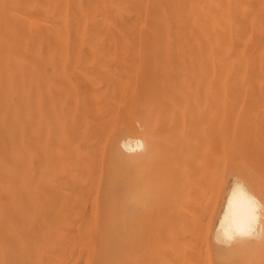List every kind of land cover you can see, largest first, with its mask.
<instances>
[{
    "label": "bare ground",
    "instance_id": "obj_1",
    "mask_svg": "<svg viewBox=\"0 0 264 264\" xmlns=\"http://www.w3.org/2000/svg\"><path fill=\"white\" fill-rule=\"evenodd\" d=\"M141 68H146L145 72L149 69V74L156 73L149 75L154 80L149 79L147 72L146 75L140 71ZM160 68H164L165 72ZM125 69L132 70H127L131 74ZM161 72L165 74L161 75ZM138 74H144V77H138ZM145 75L148 81L144 79ZM160 75H165L164 81H169V84L166 83L168 85L164 86ZM179 75L192 84H188L190 93L198 98L204 96L211 101L264 100V0H0V264H132L131 243L134 242L130 239L133 236H130L131 227L128 224L130 208L126 207L129 184L115 190V183L111 187L106 186L105 178L108 181L107 170L115 165V171L120 168L122 171L119 169V173L122 172L121 176H124L122 180L127 182L125 174L128 177L130 173V157L126 153L133 150L132 140H129V136L127 138L131 128L128 126L132 123L128 117L133 111L143 113V107L146 110L144 101L154 97V94L156 98L165 94V99L177 95L184 86L177 88L176 80V85L172 84L177 89H172L171 78ZM134 78L147 82L146 93L148 87L152 88L153 81H158L154 82L156 86L160 82L163 84L161 88L157 87L159 92H156V86L152 88L153 91L150 88L149 94L153 95L146 99L143 97L144 90L141 93L144 99L140 97L137 100L139 97L135 94L137 84ZM121 79H128L124 80L125 84L130 79L128 84L134 88L130 90L135 93L128 89L122 91L119 87V90L116 89ZM132 80L134 85H131ZM110 83H115L116 87L109 86ZM66 84L75 87L81 84L82 87L72 86L68 91ZM88 84L90 87H87ZM167 93L174 95L169 98V95L166 97ZM94 94L96 97L91 99ZM179 94L184 95V90ZM179 97L177 95L176 98ZM89 100L93 104L105 103L102 106L112 102V106L107 104L109 109H100L99 104L93 115ZM130 100L136 103L131 109L133 102ZM126 101H130V104ZM141 117L137 115L136 119H141V124H145L144 115ZM161 122H157L158 126H161ZM254 126L257 127V123ZM141 127L144 129L145 125ZM129 133L132 135V132ZM262 135L264 137V133ZM259 136L261 139V134ZM61 140L65 142L63 148L59 145ZM140 140L139 143L136 141L137 147L141 148L138 154L146 149V140ZM158 141L161 140L158 138ZM254 144L255 147L257 143ZM132 146L137 148L134 144ZM248 147L242 150L244 157L241 159L250 166L257 157L249 161L252 153ZM261 153L258 159L264 160V153ZM139 156L142 158L143 155ZM139 156H135L137 160ZM245 157H248L247 160ZM99 158L101 161L98 162ZM115 171L109 174L118 178L120 174L117 172L119 175H114ZM165 175L166 179L168 174ZM245 188L254 195L246 185ZM229 189L220 221L216 225V240L225 247L263 241L264 238L226 239L225 232L236 212L232 199L235 185ZM254 196L264 204L261 199L264 195ZM169 198L171 201V195ZM122 200L125 201L124 205L120 203ZM117 203L122 204V208H117Z\"/></svg>",
    "mask_w": 264,
    "mask_h": 264
},
{
    "label": "rangeland",
    "instance_id": "obj_2",
    "mask_svg": "<svg viewBox=\"0 0 264 264\" xmlns=\"http://www.w3.org/2000/svg\"><path fill=\"white\" fill-rule=\"evenodd\" d=\"M151 68H153V67H151ZM142 69H144V70H142ZM149 69H150V67H149ZM160 69L162 71L165 70L164 68H160ZM127 70L129 72L132 71L129 69H125L124 71L126 72ZM145 70H146V68H141L140 71L145 72ZM134 71H136V70L134 69ZM158 71H159V69H158ZM167 71H168V69H167ZM138 72H139V70H138ZM146 72L144 74H146ZM164 72H161V75ZM168 72L170 73V71H168ZM129 74H131V73H129ZM132 74H133V72H132ZM144 74L143 75L138 74L137 76L138 77L141 76V78H143ZM147 74L149 76L151 73L149 74V72H147ZM153 74H156V73H153ZM153 74H151V75H153ZM146 75H145L144 79L147 78L146 80L148 81V77ZM130 76H132V75H130ZM164 76L163 77L161 76V80L163 82H165ZM174 77H175V81H174ZM174 77L171 78L173 81H171V79H170L171 84L173 83L176 85V83L178 81L179 84L177 83V85H179V86L177 88H181L184 86L183 87L184 89L183 88L179 89L180 90L179 93L180 92L182 93V91L184 90V95L176 92L178 97L181 95L180 97L181 98L184 97V99H180V97L176 98L177 95H175L173 97L174 99L172 97L170 98V96H172L174 94L169 95L168 93H167L166 97L169 95L170 99H168V98L165 99L164 98L165 97L164 92H162L164 94L163 96L161 95V92H160V95L162 96L161 98L160 97L156 98L155 94L154 95L151 94L154 97L148 98V101L147 100L144 101V106H146V110L143 107V111H142L143 113L133 111L130 114L131 119L129 117H128V119L130 120V122L133 123V124L130 123V125H134V126H130L129 123H127L129 126L126 125V127L127 126L131 127L129 132H132V135H130L131 133H129V132L127 133V138L129 136L130 139L129 138L128 139L132 140L131 141V147L133 148V150L132 151L130 150L126 153V155L128 154V156L130 157V160H129L130 161V167L128 168V171L130 170V173H128L127 169L125 171L126 173L129 174L128 177L129 176L130 177L128 178L127 175L125 174V181H127V182H124L123 181L124 176H121L122 172L119 173L121 169L119 168L120 170L116 169L117 171H115V169L113 168L115 166L114 165L113 167L111 166V168H109V170H107L108 175H109V177L107 178L108 181L105 178L106 186L111 187L112 186L111 184L115 183L114 186L115 187L117 186L115 190L120 189L124 184H126V186L129 184L128 188L130 189V191L128 188H127V190L130 192V194H129V192L126 193V195L129 194L127 196L128 198H126V201H127L126 203L129 205L126 204V207L129 206V208H130L128 224L131 227L130 228V234H131L130 236H133V238L131 237L130 239L135 243V245H133L134 243H131V245L134 246V247L131 246V248H133V250H134L136 248L135 246L137 245L136 250H134V252H133V250L131 251L132 252V264H136L135 262H137V264H138L139 258H140L139 264H156L157 261H158L157 264H178V263L179 264H264V240L260 241L259 243L253 242L250 245L238 244V245H234V246L230 245V246L225 247V246L220 245V243L217 242V240L215 238L216 229H217L218 223L220 221L219 218H221V215H222L221 212H223V207H224V204L226 201L225 199L227 198V195L229 193V190H230L229 188H232L235 185L236 179L238 182H242L243 184H245L247 186L248 190L249 191L251 190L250 192L253 193L254 195L258 194L259 197L264 195V186H263L264 185V182H263L264 181V173H263L264 172V162H262L264 160H262V159L260 160V158L258 159V157L261 153L260 151L264 150V143H263L264 137L262 135V133H264V131H263L264 130V100L259 99L258 102H256V100L249 101V100H243V99H241V100H222V101L221 100L220 101H218V100L213 101L212 100L211 101V99L210 100L205 99L206 97H204V96H200L201 98L200 97L198 98V96L196 97V95L194 93H192V94L190 93L191 92L190 86L192 84H190L189 81H187V79L185 80L184 76L179 75V76H174ZM141 78H137V80L134 78V81L136 80V84H137V85H135L136 87H134L135 91H137L136 93L133 90L132 91L130 90L132 88V86L129 85L130 79L126 84H125V81L128 79H121L120 82L121 81L122 82L119 83V85H118V82H119V80H118V82H117L118 86L116 89H118V87H119L121 90L123 89L122 91H124L125 89H128L130 92H134L135 94H137L136 96L139 97V98L136 97L137 100L141 99L143 97L144 98L150 97L151 95L149 93L151 91H149V89L151 87H148L147 93L149 95L146 96L147 90L145 88H147L148 84H147V82H145V80H141ZM167 78H169V77H167ZM178 78H180V79H178ZM149 79H150V76H149ZM151 79H153V78H151ZM155 80H157V79H155ZM165 80H167V79L165 78ZM123 81H124V83H123ZM134 81L133 80L131 81L132 82L131 85H134L133 84ZM140 81L141 82L144 81V82L141 83ZM151 81H149V84ZM154 82H158V81H153V84H151L153 89H155L154 86H156V85H154ZM163 82H162V84H163ZM168 82H165L164 86L168 85L169 84ZM79 83H80V81L78 82V84ZM166 83H168V84H166ZM185 83H187V84H185ZM191 83H193V82H191ZM124 84L125 85L128 84L130 87H128V85L125 86ZM162 84H161V82H160V85L158 83V85L156 86V92L160 91L159 88H157V87L161 88ZM173 84L171 85V87L173 86ZM188 84H190V86ZM66 85H67L66 87H67L68 91L70 90V87H72V86L75 87V85H72V86H69V84H66ZM112 85H115V87H116L115 83L109 84V86H112ZM175 85L172 87V89L175 87ZM185 85H188L189 87H186ZM68 86H69V88H68ZM78 86L80 87L81 84ZM78 86H76L75 88H77ZM139 86L142 88H140ZM87 87H90L89 84L87 85ZM134 88H132V89H134ZM152 88L150 90L153 91ZM177 88L175 87L174 89L176 90ZM188 88H190V89H188ZM157 89L159 91H157ZM169 89H171V88H169ZM144 90H145V92H144ZM175 90H173V91H175ZM71 91H72V88H71ZM173 91H170V92H173ZM185 91H186V93H185ZM143 92H144V94H143ZM134 93H131L132 96ZM141 93L143 94V97H141ZM185 94H186V96H185ZM189 94H191L193 97ZM95 95L96 94L92 95V97L90 96L91 99H93V96H95ZM132 96H130V97L132 98ZM189 96H190V98H189ZM95 97H94V99H95ZM157 97H158V95H157ZM185 97H188V99ZM194 97L196 99H194ZM143 99H142V101H143ZM134 100H135V97H134ZM130 101L129 102L126 101V102L128 104H130ZM89 103L91 104V107H93V110H92L93 112L92 111L91 112L94 115V109L96 107H98V105L100 103H98V104L95 103V100H94V103L96 105L93 104L92 102H90V100H89ZM131 103H132V105L130 108L128 107L129 109L134 108L133 105L135 102L131 101ZM177 103L178 104L181 103V104L178 105ZM197 103H199V104H197ZM211 103H214L215 105L211 104ZM249 103H251L253 105H251ZM101 104L103 105L105 103L101 102ZM107 104L109 105V107L112 106L111 105L112 102L111 103L108 102V103H106L105 106L101 105L102 107L99 106V108L100 109H109ZM200 104H201V106H200ZM206 104H208V105H206ZM216 104H218L217 107H216ZM227 104H229V105H227ZM139 105H140V103H139ZM255 105H256V108L254 109ZM252 106H253V108H252ZM246 107H249V108H246ZM155 108H160V109H158L156 111ZM96 109H98V108H96ZM151 109H153V111ZM165 109L167 112L165 111ZM237 109H238V111H237ZM246 110H248V111L246 112ZM151 111H152V113H151ZM154 111H155V113L153 115L154 117H152V114ZM144 112H145V114H144ZM133 113H137L138 117L139 116L141 117L144 115L143 120H144V122L146 121L145 124H141L142 123L141 119L139 118L140 120H137L136 119L137 115L135 114L136 115L135 116V115H133ZM165 113H167L168 115ZM204 114H206V115H204ZM133 116H135V118ZM242 117H244V118H242ZM259 118H260V121H259ZM159 119L162 120V122H161L162 124L160 123L161 126H158L159 124L157 123V122L161 121ZM175 119H176V121H175ZM180 119H182V120H180ZM75 120H77V118H75ZM148 120L151 122V124H150V122L148 123ZM193 120H195V122ZM248 120H249V122H248ZM138 121H140V123ZM226 121H228V123ZM177 123L179 126L177 125ZM185 123H188L187 125L190 124L191 126L190 125L187 126ZM248 123H250V125ZM256 123H257V127L254 126V124H256ZM247 124L250 126V128H248L249 126ZM252 124H253V126H252ZM143 125H145L144 129H143V127H141ZM164 125H166V126H164ZM137 126L140 129H138ZM149 126H150V129H148ZM162 126H163V128H162ZM253 127L255 129H253ZM258 127H259V129H258ZM154 128H155V130H154ZM166 128L168 130H166ZM185 129H187V130H185ZM127 130H129V129L127 128ZM244 130L246 131V134H245ZM212 131H214V132H212ZM258 131H259V135L261 134V139H260V136L258 135ZM166 133H168V134H166ZM173 133H174V135H173ZM184 134H185V136H184ZM237 134L239 135V138H238ZM250 134H251V136H250ZM142 135L145 137L143 138ZM161 135H162V137H161ZM195 135H197V136H195ZM245 136H247V137H245ZM198 137H199V140H198ZM136 138L137 139L139 138V140L141 139L140 141H142L143 139L146 140V141H144L145 142V148H146L144 153H146V154L140 152V150H139L140 154H138V149H141V148L137 147V142L139 143V140H137ZM158 138L161 141H158ZM229 138H230V140H229ZM235 139H236V141H235ZM257 139H260L262 142L259 143L258 141H260V140H257ZM167 140L170 142H168ZM62 141L63 140H61L59 142V145L61 144L60 146L63 148L65 145V142L64 141L62 142ZM183 141H184V143H183ZM198 141H199V143H198ZM237 141H239V142H237ZM132 142H134L133 144L136 145L137 148H135V146H132L133 145ZM254 142L257 143L255 147L253 146V145H255ZM201 143H203V144H201ZM252 143H253V145H252ZM51 144H53V143H51ZM204 144H205V146H204ZM244 144L247 146H245ZM258 144L260 146H257ZM184 145H185V147H184ZM231 145H233V146H231ZM248 145L250 147H248ZM138 146H140V144H138ZM192 146L193 147L195 146V147L192 148ZM214 146H216L217 149ZM172 147H174L175 149ZM246 147L251 149L250 153L253 154V156H252V154L249 153L251 155V157L248 155V157L251 158L249 161H251L254 157H257V158H255V160L259 163H257L255 160H254L255 162L252 160L251 162H253V163L250 162L251 165L249 166L243 162V160L241 159L242 157H244L242 150H244ZM258 147H260V148H258ZM218 152L219 153L221 152V154H218ZM186 153H188V154H186ZM263 153H261V154H263ZM139 155H141V156L143 155L142 158ZM198 155H199V157H198ZM221 155H222V157H221ZM246 155L247 154H245V156ZM263 155H261V157H263ZM135 156L137 158L139 156L138 160H140L141 164ZM176 156L178 158H176ZM152 157H155V159ZM100 158H99L98 162L101 161L102 158L101 159ZM219 158H220V160H219ZM247 158L245 157L246 160H247ZM161 159H163V160H161ZM180 159L181 160L183 159V160L181 161ZM154 161L156 163H154ZM159 161H160V163H159ZM164 161H165V163H164ZM102 162L104 164H107V161H105L104 159H102ZM137 162L140 164V166L137 165L138 164ZM150 162H152V163L150 164ZM180 162H182V163L180 164ZM152 164H154L155 166L153 167ZM218 165H219V167H218ZM255 166H256V168H255ZM126 167H128V164ZM139 167H141L142 169ZM190 167L192 170L190 169ZM244 167H245V169H244ZM115 168H117V167L115 166ZM143 168L146 169L147 171H144ZM154 168H156L157 170H153ZM204 168L205 169L207 168V169L205 170ZM248 168H250V169H248ZM261 168H262V171H261ZM106 169H107V167H106ZM140 169L142 170V173H139V171L141 172ZM165 169L169 172L168 173L166 171L165 174H168V175L170 174L169 177L167 175L166 179H165L166 175L164 174ZM171 169H173L174 171L173 170L171 171ZM258 169H259V171H258ZM189 170H191V171H189ZM193 170H194V172H192ZM110 171L111 172L113 171L112 174L115 171L114 175H116V173L118 172L120 175L118 173L117 174L119 175V177H121V180H122V178H123V180L121 181L119 179V177L116 178L117 175L116 176L113 175L114 177H112V174H109ZM156 171H158V172H156ZM250 171H252V174ZM145 172H147L148 174ZM188 172H190V173H188ZM195 172H196V175H195ZM207 172H208V174L206 176ZM160 173H162V174H160ZM175 173L177 176H175ZM123 174H124V172H123ZM144 174H146V175H144ZM189 174H191V175H189ZM254 174L255 175L257 174V175L255 176ZM163 175H165V176H163ZM253 175L255 176V178H253L254 177ZM193 176H196V177H193ZM247 176H249V177H247ZM258 176H259V178H258ZM221 177H223V179ZM115 178L117 180L118 179L119 180L117 181ZM139 178H140V180H139ZM217 178H218V180H217ZM127 179H129V180H127ZM153 179L156 180V182ZM191 179L194 181H191ZM251 179H253L254 181H252ZM261 179H262V182L260 181ZM112 180H115L116 182L112 181ZM144 180H146L147 182ZM248 180H249V182H248ZM172 181H174V182H172ZM119 182H120V186H118ZM121 182H123V183H121ZM192 182L194 183V185L196 184V186H193ZM250 183H251V185H250ZM254 183L256 184V186ZM105 184H103V185L105 186ZM141 184H143V185H141ZM133 186H134V188H133ZM161 187H162V189H161ZM165 188L167 191L165 190ZM158 189H160V190H158ZM257 189L259 191H261V190L262 191L259 192ZM227 190H228V192H227ZM106 191L109 192L110 190L109 191L106 190ZM153 192L154 193L156 192V193L154 194ZM168 192H170V193H168ZM159 193H160V195H159ZM170 195L172 198L171 201L169 200ZM129 196H131L132 198ZM165 197L167 199H165ZM261 199L264 200V196ZM161 200H163V201H161ZM178 200H180V201L178 202ZM123 201L124 200H122L120 203H122L124 205L125 201L124 202ZM159 201H160V203H157ZM195 201H197L198 204ZM214 201H216L215 202L216 204L214 203ZM165 203H166V205H165ZM122 204H118V207L115 205V207L122 208ZM119 205H120V207H119ZM131 205H132V207L133 206H135V207L132 208ZM163 205H164V207H163ZM152 206H154V207H152ZM168 206H171V207H169V209H168ZM113 207H114V205H113ZM156 207L159 208L160 210L157 209ZM196 207H198V208H196ZM134 208H136V210ZM133 215H135V216H133ZM157 215H160L159 216L160 218ZM154 217H155V219H154ZM183 224H184V226H183ZM141 226H143V227H141ZM138 229H140L141 231ZM141 232H142V234L140 235ZM140 236L145 237V238L141 239ZM139 238L143 241L141 242V240ZM144 239H145V242H144ZM142 245H144V246H142ZM148 245L150 247H148ZM141 246H142V248H141ZM216 246H217V248H216ZM144 249H145L144 252L147 253V254L145 253L146 256L143 255ZM154 249H155V251H154ZM160 249H162V250H160ZM181 254L183 257L181 256ZM137 255H138V258L136 257ZM144 257H146V258L144 259ZM153 257H155L157 259L156 262L153 261L155 259V258L153 259ZM146 259H148V260H146ZM150 260H152L153 262ZM180 260H181V262H180ZM252 260L254 263L252 262Z\"/></svg>",
    "mask_w": 264,
    "mask_h": 264
},
{
    "label": "clouds",
    "instance_id": "obj_3",
    "mask_svg": "<svg viewBox=\"0 0 264 264\" xmlns=\"http://www.w3.org/2000/svg\"><path fill=\"white\" fill-rule=\"evenodd\" d=\"M232 199L236 212L225 232L226 239L232 241L236 238H264V204L250 194L243 183L237 180H235Z\"/></svg>",
    "mask_w": 264,
    "mask_h": 264
}]
</instances>
